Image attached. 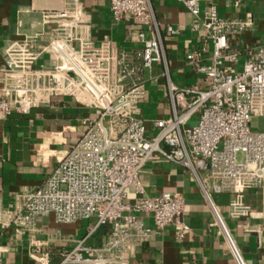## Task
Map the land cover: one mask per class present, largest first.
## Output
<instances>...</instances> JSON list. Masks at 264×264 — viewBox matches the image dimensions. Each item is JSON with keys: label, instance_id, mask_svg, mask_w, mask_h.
I'll return each instance as SVG.
<instances>
[{"label": "built area", "instance_id": "1", "mask_svg": "<svg viewBox=\"0 0 264 264\" xmlns=\"http://www.w3.org/2000/svg\"><path fill=\"white\" fill-rule=\"evenodd\" d=\"M155 1L109 0L115 21L128 17L141 26L139 49H118L109 41L95 44L77 1L45 12V29L3 48L0 119L48 106L53 97L72 98L94 112L83 118V134L42 185L21 190L13 203L12 223L18 230L32 231L39 218L49 216L58 224L96 219L60 253L58 264H130L142 245L169 226L182 239L185 199L170 191L147 195L141 174L149 163L171 162L192 173L212 213L209 226L224 239L235 264L248 263L213 195L233 196L231 216L264 221V46L231 45L254 21L222 17L213 4L201 12V0H179L194 17L191 29L206 34L212 53L209 44L187 52L185 63L200 81L178 85ZM166 32L180 31L167 26ZM155 64L161 73L147 78ZM159 78L170 113L147 120L139 103L147 83ZM254 117L260 121L257 129ZM247 189L261 192L260 210L244 202ZM102 229L107 230L101 242L90 243ZM39 260L51 264L48 254Z\"/></svg>", "mask_w": 264, "mask_h": 264}, {"label": "crops", "instance_id": "2", "mask_svg": "<svg viewBox=\"0 0 264 264\" xmlns=\"http://www.w3.org/2000/svg\"><path fill=\"white\" fill-rule=\"evenodd\" d=\"M69 1L81 5L90 21L95 44L109 41L123 50L142 46L138 38L141 26L128 17L115 21L109 0H0V79L5 45L45 29L44 13L62 10ZM235 1L201 0V12L213 4L222 17L252 18L253 27L238 35L231 45L233 48L264 46V0H241L238 6ZM154 6L174 82L178 85L199 82L196 71L185 63L184 57L187 52L209 44L206 34L191 29L194 17L181 1L158 0ZM167 26L180 32L170 35L166 32ZM211 53L209 44L208 54ZM161 70L155 64L145 76L158 75ZM147 90L146 97L139 103L141 116L147 120L167 116L170 110L164 80L149 81ZM93 113L72 98L53 97L48 106L0 119V257L3 264H40L39 258L45 254L49 255L51 264H58L60 253L70 249L95 223L96 219L90 218L58 224L49 216L39 218L32 231L18 230L12 223L16 195L21 190L42 185L83 134V118ZM141 181L147 195H160L164 191L183 195V221L187 230L179 240L175 227H167L142 245L130 264H235L224 239L209 226L212 213L189 170L171 162L149 163L141 174ZM232 198L229 193L213 195L247 263L264 264V221L257 217L231 216ZM262 201L260 191H245L244 202L254 210L262 208ZM145 221L153 225L149 218ZM106 230L98 231L90 243H100Z\"/></svg>", "mask_w": 264, "mask_h": 264}, {"label": "rangeland", "instance_id": "3", "mask_svg": "<svg viewBox=\"0 0 264 264\" xmlns=\"http://www.w3.org/2000/svg\"><path fill=\"white\" fill-rule=\"evenodd\" d=\"M242 58L240 59V64H239V68H241V64H242ZM259 120H258V118H256V117H254L253 118V120H252V127L254 128V129H257L258 128V126H259ZM194 123V122H193ZM191 124H192V122H191ZM190 124V125H191Z\"/></svg>", "mask_w": 264, "mask_h": 264}]
</instances>
